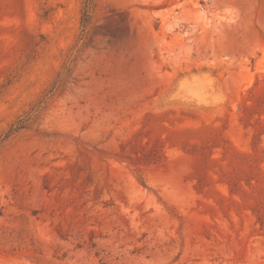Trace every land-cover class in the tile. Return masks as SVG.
Segmentation results:
<instances>
[{"label":"rangeland","instance_id":"374dc122","mask_svg":"<svg viewBox=\"0 0 264 264\" xmlns=\"http://www.w3.org/2000/svg\"><path fill=\"white\" fill-rule=\"evenodd\" d=\"M0 264H264V0H0Z\"/></svg>","mask_w":264,"mask_h":264}]
</instances>
